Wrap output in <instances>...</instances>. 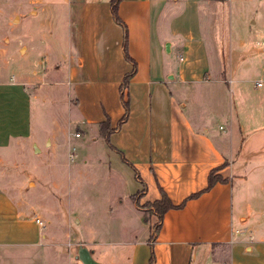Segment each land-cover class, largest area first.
<instances>
[{
    "label": "crops",
    "instance_id": "0c3cea01",
    "mask_svg": "<svg viewBox=\"0 0 264 264\" xmlns=\"http://www.w3.org/2000/svg\"><path fill=\"white\" fill-rule=\"evenodd\" d=\"M63 1L65 49L58 47L54 37L59 13H55L56 8L48 12L49 5L42 3L38 11L41 25L33 47L39 45L43 49L46 68L42 73L21 75L17 81H0V144L12 136L31 139L30 102L45 95L39 85L47 82L46 75L55 78L60 72L63 78L51 82L72 84L69 106L78 113L73 119L84 125L91 139L101 136L99 121L107 116L112 127L123 112L118 85L131 65L123 57L122 28L112 19L108 0ZM201 3L202 0L118 2L116 13L126 29L125 50L135 69L126 86L127 117L108 134V146L137 171L145 188L136 200L132 194L140 187L121 194L105 183L100 193L85 191V196L100 198L101 208L109 212L111 199L120 201L122 195L127 197L125 215L115 221L117 229L130 228L134 222L142 235L147 232L148 236L135 237L128 243L115 241L109 237L107 224L102 223L104 216L100 217L101 223H94L93 218L85 240H76L73 248L68 247L72 261H77L75 246L83 244L102 264H147L150 246L151 264H264V260L252 262L258 253H253L251 245L255 243L257 251L264 243V205L253 207L254 199H262L256 198L253 189L246 191L250 152L260 157L255 163L262 173L257 186H264V138L257 140L253 149L248 148L241 113L234 109L231 115L225 107V86L229 91V84L236 81L238 92L245 89L241 79L231 76L240 70L241 62L231 66L214 61L202 34ZM49 43L51 48L45 49ZM251 85L257 87L254 82ZM209 87L216 95L222 94L220 101L209 100L211 108L215 106L214 113H207L197 103L187 110L186 103L199 101ZM61 130L65 128H53L44 136L45 145L56 147L60 142L56 133ZM65 138H70L68 132ZM33 145L39 150L36 143ZM107 164L110 167L111 163ZM214 167L228 180L217 181L197 196L185 199L181 207L166 209L149 240L157 218L145 213L140 204L159 197L158 187L177 204L204 187L206 175ZM235 179L241 186L236 211L232 202ZM113 181L120 186L116 177ZM129 216L132 223L127 224ZM19 223L13 225L23 233ZM35 229L37 236L17 243L39 244L41 240L43 246H54L56 239L52 234Z\"/></svg>",
    "mask_w": 264,
    "mask_h": 264
},
{
    "label": "rangeland",
    "instance_id": "374dc122",
    "mask_svg": "<svg viewBox=\"0 0 264 264\" xmlns=\"http://www.w3.org/2000/svg\"><path fill=\"white\" fill-rule=\"evenodd\" d=\"M42 3L49 5L48 12L52 8L57 9L55 13L59 14L54 37L58 47L62 51L65 49L67 27L63 0H0V81H17L21 75L33 71L42 73L46 68L48 62L43 61L46 57L42 54L43 49L39 45L33 47L36 31L41 25L42 16L38 11ZM200 16L204 41L214 61L231 66L241 62L240 70H235L231 76L241 79L245 89H242L243 93L238 92L236 81L229 84V91L225 86V107L231 115L234 109L241 113L243 129L248 137L246 143L248 148L253 149L257 140L264 138V55H261L264 51V0H202ZM49 47L50 43L45 49L49 50ZM59 74L55 78L46 75L47 82L39 85L45 90V95L40 99H31L32 140L12 136L8 142L0 144V264L71 262L74 257L69 256L68 247L73 248L76 240H85L89 226L100 222L102 216V223L109 227V237L115 241L128 243L135 237L148 236L147 232L142 235L141 228L134 222L130 228L117 229L115 221L125 215L127 197L122 195L120 201L111 199L112 211L109 212L101 208L100 198L85 196V191L93 193L98 190L100 193L104 183L108 188L119 189L121 194L139 188L140 183L134 178L130 165L122 162L116 151L109 149L103 137L91 139L84 125L73 119L78 117V113L69 106L72 105L68 101L73 96L70 90L72 84L51 82L63 78L62 73ZM256 79L261 80V85L254 88L251 83ZM221 96L209 87L199 96V101H188L186 109L197 103L207 113H214L215 106L211 108L209 100L216 98L220 101ZM66 119H70L67 124ZM59 127L65 128V131L56 133L60 142L54 148L45 145L43 137ZM67 132L69 139L65 138ZM32 142L39 150L32 146ZM248 156L249 186L246 184V191L253 189L256 198L262 199L263 202L253 200V207L258 208L264 205V186H257L262 173L260 166L255 164L260 157L251 152ZM107 163H111L110 167ZM115 177L119 187L113 181ZM238 181L235 179L233 182L235 211L241 196ZM34 217L42 221L41 226L34 222ZM93 218L94 223H91ZM128 218L125 219L127 224L132 223L130 216ZM14 223L20 224L23 233L17 232ZM35 228L52 234L56 239L54 246L40 244L39 235V244L17 243L18 240L29 241L37 236ZM251 245L253 253H258L252 262L263 261L264 243L257 251L255 243ZM77 263L81 264L79 260Z\"/></svg>",
    "mask_w": 264,
    "mask_h": 264
},
{
    "label": "trees",
    "instance_id": "16d2710c",
    "mask_svg": "<svg viewBox=\"0 0 264 264\" xmlns=\"http://www.w3.org/2000/svg\"><path fill=\"white\" fill-rule=\"evenodd\" d=\"M120 0H108L109 3V9H110V13L112 16V19L118 24L120 25V27L122 28V54L124 59L130 63L131 67L129 70L125 71L120 79L119 85H118V97L120 100V103L122 105L123 108V112L121 114V116L116 120L115 124L110 127L109 126V120L108 117L105 116V118L101 121H99L98 123V130L99 133L101 134V136L103 137V139H105L107 141V144L110 146V143L108 141V134L116 129L127 117V113H128V97H127V93H126V86L129 80V77L133 74L134 69H135V63L134 61L128 56V54L126 53L125 50V43H126V29H125V25L122 23V21L118 18L117 13H116V7L117 4ZM222 1V0H219ZM123 160H125L124 158H122ZM133 171H134V175L136 178L138 177L137 171L132 167ZM217 167L211 168L207 175H206V184L204 187L200 188L197 191L191 192L188 195H186V197H184V199L182 201H180L177 204H174L170 201V199L168 198V196L166 195V193L161 189V187H158L159 189V197L154 198L151 201H145L144 203L140 204L141 207H144L147 212L152 213L156 216V221L153 224L152 227V232L149 235V240H151L154 235L155 232L157 231V229L160 226V222H161V216L162 213L168 209V208H172V207H181L184 203V200L187 198H191V197H195L197 196L199 193H201L202 191L208 189L213 183L219 181V182H226L228 179L227 177H223L220 173L216 172ZM139 183H140V188L137 189L133 194L132 197L135 198V200L137 199V196H139L141 193H143L145 185L143 183V181L139 178L138 179ZM153 260V252L151 249V246L149 248V256H148V260H147V264H151Z\"/></svg>",
    "mask_w": 264,
    "mask_h": 264
},
{
    "label": "water",
    "instance_id": "95a60500",
    "mask_svg": "<svg viewBox=\"0 0 264 264\" xmlns=\"http://www.w3.org/2000/svg\"><path fill=\"white\" fill-rule=\"evenodd\" d=\"M75 258L81 264H102L91 256L90 251L83 244L75 246Z\"/></svg>",
    "mask_w": 264,
    "mask_h": 264
},
{
    "label": "built area",
    "instance_id": "2783aa9c",
    "mask_svg": "<svg viewBox=\"0 0 264 264\" xmlns=\"http://www.w3.org/2000/svg\"><path fill=\"white\" fill-rule=\"evenodd\" d=\"M254 84L256 86H259L261 84V80L260 79H256L254 80ZM77 134V132H75V135ZM71 156H73V154H71ZM34 222L38 225L41 226L42 225V221L38 218V217H34ZM72 264H77V261L72 262Z\"/></svg>",
    "mask_w": 264,
    "mask_h": 264
}]
</instances>
